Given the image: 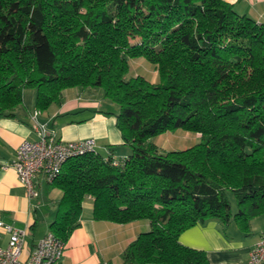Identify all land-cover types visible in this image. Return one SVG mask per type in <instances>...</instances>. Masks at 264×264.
Instances as JSON below:
<instances>
[{
	"label": "trees",
	"instance_id": "trees-1",
	"mask_svg": "<svg viewBox=\"0 0 264 264\" xmlns=\"http://www.w3.org/2000/svg\"><path fill=\"white\" fill-rule=\"evenodd\" d=\"M136 58L156 81L130 73ZM76 86L117 105L99 111L114 114L130 152L64 163L50 231L65 243L88 196L96 220L149 221L124 264H211L183 230L217 218L247 232L264 213V21L225 0H0V114L15 116L25 89L45 110ZM177 129L200 139L169 151L151 140Z\"/></svg>",
	"mask_w": 264,
	"mask_h": 264
},
{
	"label": "crops",
	"instance_id": "crops-1",
	"mask_svg": "<svg viewBox=\"0 0 264 264\" xmlns=\"http://www.w3.org/2000/svg\"><path fill=\"white\" fill-rule=\"evenodd\" d=\"M225 1L238 14L264 21V0ZM129 64L130 73L156 81L154 66L144 58L131 59ZM101 109L117 111L118 107L105 99L98 87L66 88L62 102L53 103L45 110L36 107V90L29 88L25 89L23 103L16 108L15 116L0 114V220L27 229L22 259H26L38 240L50 231L63 194L54 183L37 175L34 180L39 195L29 198L12 166L17 147L24 140L37 139L31 115L39 110L38 119L64 140L92 137L98 153L104 157L111 153L115 159H123L130 148L122 140L114 114H105L99 111ZM192 133L165 131L155 141L153 137L151 140L162 151L183 149L196 143L199 133L195 136ZM92 208L93 198L88 196L83 202L80 225L67 240L58 264H124L123 249L139 232L150 228L147 219L127 223L96 220ZM257 218L260 221L254 224ZM249 228L243 232L233 220L222 223L217 218H208L183 230L178 239L184 245L203 250L211 264H247L248 252L264 234V213L252 218ZM8 239L9 234L0 227V245L6 246Z\"/></svg>",
	"mask_w": 264,
	"mask_h": 264
},
{
	"label": "built area",
	"instance_id": "built-area-1",
	"mask_svg": "<svg viewBox=\"0 0 264 264\" xmlns=\"http://www.w3.org/2000/svg\"><path fill=\"white\" fill-rule=\"evenodd\" d=\"M39 113L40 111L36 110L31 115L37 139L24 140L17 147L15 160L12 162L29 198L39 195L34 180L37 175H42L48 183H53L68 159L95 150V141L92 137L79 140L60 138L54 130L48 129L38 119ZM113 163L120 162L114 159ZM0 227L9 234L7 245H0V264H58L64 255L66 243L52 231H48L38 240L28 257L22 259L27 229L2 220ZM247 264H264V234L260 235L248 252Z\"/></svg>",
	"mask_w": 264,
	"mask_h": 264
},
{
	"label": "rangeland",
	"instance_id": "rangeland-1",
	"mask_svg": "<svg viewBox=\"0 0 264 264\" xmlns=\"http://www.w3.org/2000/svg\"><path fill=\"white\" fill-rule=\"evenodd\" d=\"M31 89H33V88H31ZM32 91H33V90H32ZM172 131H174V130H171V132H172ZM176 131H179V132H182V133L185 132V130H182V129H177ZM190 133H192V132H190ZM169 134H170V133H169ZM194 134H195V133H192L193 136H195ZM158 137H160L159 134L156 135V136H154V137H153V141H155ZM199 139H200V138L197 137V139L195 140V142H198ZM95 150H96V149H95ZM229 199L231 200L232 210L234 211V210L236 209V207H235V200H234V198H233V196H232L231 194L229 195ZM257 221H260V219L257 218V220H255L254 224H256ZM255 226H256V225H255ZM233 227H234V226H233Z\"/></svg>",
	"mask_w": 264,
	"mask_h": 264
}]
</instances>
